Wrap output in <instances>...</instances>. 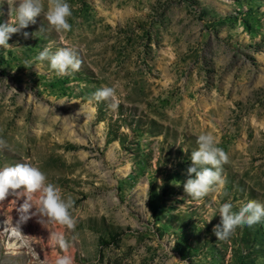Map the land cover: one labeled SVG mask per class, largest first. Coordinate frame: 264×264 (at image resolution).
Here are the masks:
<instances>
[{
  "label": "rangeland",
  "instance_id": "1",
  "mask_svg": "<svg viewBox=\"0 0 264 264\" xmlns=\"http://www.w3.org/2000/svg\"><path fill=\"white\" fill-rule=\"evenodd\" d=\"M18 2L0 0V24ZM67 2L70 31L40 15L0 47V169L39 167L74 201L75 227L42 224L35 207L19 227L26 197L10 194L0 264H264V220L213 233L222 204L264 203V0ZM61 47L77 51L79 71L35 60ZM102 85L118 109L93 98ZM202 133L229 159L223 185L193 200L183 184Z\"/></svg>",
  "mask_w": 264,
  "mask_h": 264
},
{
  "label": "clouds",
  "instance_id": "2",
  "mask_svg": "<svg viewBox=\"0 0 264 264\" xmlns=\"http://www.w3.org/2000/svg\"><path fill=\"white\" fill-rule=\"evenodd\" d=\"M15 12V19L0 24V47L4 49L12 48L8 43L12 34L20 33L30 23H35V18L40 15H43L51 30L58 33L71 30L68 21L72 16V9L67 0H47L46 9L44 0H19ZM22 35L28 39L30 33L23 32ZM35 60L41 62L49 60L51 69L58 75L79 71L82 65L77 51L71 47H61L54 54H50V50L45 48ZM28 63L30 62L25 61V64ZM92 96L96 101H110L109 107L112 110L119 107L116 89L113 86L102 85ZM197 144L198 149L191 152L192 166L187 169L189 178L183 184L184 192L193 200L205 197L214 185H223L221 168L229 159L225 151L217 146L218 142L211 133L200 134ZM5 147L7 142L0 138V148ZM193 174L194 178H192ZM21 191L26 199L18 209L19 227L30 218L29 213L33 207L35 212L31 215H38L42 224L57 223L68 229L75 227L76 222L71 215L74 205L72 198H63L61 189L48 182L45 173L39 167L27 161L0 169V201H4L10 194H20ZM37 194L38 198L34 206L33 196ZM219 216L220 223L214 226L213 233L217 240H226L237 227L245 225L251 227L264 220V203L249 200L236 210L231 203H224L219 208ZM55 238L60 248L67 247L62 234H56ZM55 264H73V260L70 256L63 255L56 259ZM184 264L187 262L185 261Z\"/></svg>",
  "mask_w": 264,
  "mask_h": 264
}]
</instances>
